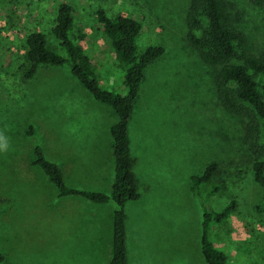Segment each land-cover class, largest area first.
<instances>
[{
  "label": "rangeland",
  "instance_id": "374dc122",
  "mask_svg": "<svg viewBox=\"0 0 264 264\" xmlns=\"http://www.w3.org/2000/svg\"><path fill=\"white\" fill-rule=\"evenodd\" d=\"M245 14L253 52L264 50V7L232 0ZM73 8V32L96 63L102 86L116 90L122 72L96 20L129 16L142 31L137 45L162 46L163 55L145 70L129 124L140 199L126 205L129 264H206L201 253L203 209L190 179L215 163L224 194L236 211L211 227L213 244L228 264H264V214L256 207L264 191L254 182L239 124L220 106L214 71L186 41L189 0H0V253L4 264H109L112 214L81 197H57L56 188L33 164L34 148L62 170L71 188L110 194L114 157L110 127L114 111L92 96L63 67L41 66L24 78L25 37L52 34L56 8ZM203 26L206 20L200 17ZM264 96V75L256 77ZM264 143V124L261 132ZM264 161V158H263ZM100 206V205H99Z\"/></svg>",
  "mask_w": 264,
  "mask_h": 264
},
{
  "label": "trees",
  "instance_id": "16d2710c",
  "mask_svg": "<svg viewBox=\"0 0 264 264\" xmlns=\"http://www.w3.org/2000/svg\"><path fill=\"white\" fill-rule=\"evenodd\" d=\"M260 8L264 0H251ZM73 8L61 3L56 8L52 34L60 52L47 47L46 37L31 32L25 37L24 55L27 68L24 78H32L39 67L53 66L69 69L77 82L93 100L110 107L117 121L110 127L114 157L113 182L110 194L81 190L66 185L58 164L44 156L42 148H34V162L56 188L57 197H81L96 204L113 203L112 256L109 264H129L127 252L126 205L137 202L141 194L134 172L135 159L131 154L129 124L134 113L139 89L146 68L164 53L162 46L137 45L142 26L129 16L109 17L103 8L96 10L97 24L112 48L116 65L122 72L120 89L102 86L96 63L87 55L73 32ZM206 20V25L200 19ZM189 47L199 60L214 71L215 94L220 106L239 124V131L252 160L254 182L264 191V143L261 132L264 124V96L258 89L256 77L264 75V50L253 52L244 30L245 14L232 0H189L186 14ZM218 165H208L200 175L190 179L189 190L203 209L201 222V253L206 264H228L226 255L211 239V227L224 223L237 209L236 201L220 211L211 208V200L224 194V187L215 180ZM264 214V198L256 207ZM6 257L0 253V264Z\"/></svg>",
  "mask_w": 264,
  "mask_h": 264
},
{
  "label": "crops",
  "instance_id": "0c3cea01",
  "mask_svg": "<svg viewBox=\"0 0 264 264\" xmlns=\"http://www.w3.org/2000/svg\"><path fill=\"white\" fill-rule=\"evenodd\" d=\"M111 136V135H110ZM113 182V181H112ZM112 186V185H111ZM88 201V200H87ZM94 204H96V203H94ZM100 205V206H99ZM105 205H107V204H97V205H95V207H98V208H100L101 210L104 208V206ZM112 256V255H111ZM110 260H111V258H110Z\"/></svg>",
  "mask_w": 264,
  "mask_h": 264
}]
</instances>
